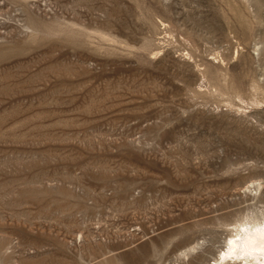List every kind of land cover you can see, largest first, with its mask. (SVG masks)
Segmentation results:
<instances>
[{
  "label": "rangeland",
  "instance_id": "obj_1",
  "mask_svg": "<svg viewBox=\"0 0 264 264\" xmlns=\"http://www.w3.org/2000/svg\"><path fill=\"white\" fill-rule=\"evenodd\" d=\"M264 0H0V264H262Z\"/></svg>",
  "mask_w": 264,
  "mask_h": 264
},
{
  "label": "bare ground",
  "instance_id": "obj_2",
  "mask_svg": "<svg viewBox=\"0 0 264 264\" xmlns=\"http://www.w3.org/2000/svg\"><path fill=\"white\" fill-rule=\"evenodd\" d=\"M228 257L252 258L264 264V226L249 227L239 240H231L226 252Z\"/></svg>",
  "mask_w": 264,
  "mask_h": 264
}]
</instances>
